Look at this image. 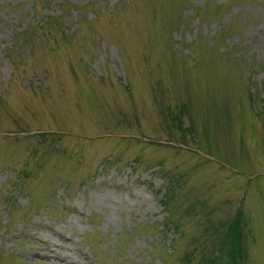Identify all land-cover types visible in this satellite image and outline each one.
<instances>
[{"label": "rangeland", "instance_id": "rangeland-1", "mask_svg": "<svg viewBox=\"0 0 264 264\" xmlns=\"http://www.w3.org/2000/svg\"><path fill=\"white\" fill-rule=\"evenodd\" d=\"M239 212L264 264V0H0V264L209 263Z\"/></svg>", "mask_w": 264, "mask_h": 264}, {"label": "trees", "instance_id": "trees-1", "mask_svg": "<svg viewBox=\"0 0 264 264\" xmlns=\"http://www.w3.org/2000/svg\"><path fill=\"white\" fill-rule=\"evenodd\" d=\"M236 219L227 224L222 235L216 240V254L209 260L198 264H243L246 261L247 253L244 249V237L239 231L241 222L240 212L237 213Z\"/></svg>", "mask_w": 264, "mask_h": 264}]
</instances>
